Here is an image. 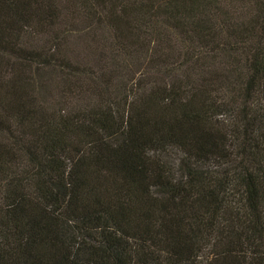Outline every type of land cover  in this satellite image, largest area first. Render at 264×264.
<instances>
[{"label": "trees", "instance_id": "1", "mask_svg": "<svg viewBox=\"0 0 264 264\" xmlns=\"http://www.w3.org/2000/svg\"><path fill=\"white\" fill-rule=\"evenodd\" d=\"M0 264H264V0H0Z\"/></svg>", "mask_w": 264, "mask_h": 264}]
</instances>
